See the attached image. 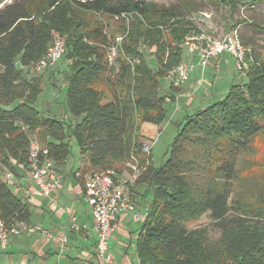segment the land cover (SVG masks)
<instances>
[{"label":"trees","instance_id":"obj_1","mask_svg":"<svg viewBox=\"0 0 264 264\" xmlns=\"http://www.w3.org/2000/svg\"><path fill=\"white\" fill-rule=\"evenodd\" d=\"M214 1L232 12L243 2ZM122 13L128 24L114 19ZM56 32L68 34L59 118L40 109L44 86L26 76ZM192 32L200 30L179 10L145 0H14L6 5L0 10V174L17 173L13 161L27 162L33 137L58 166L66 165L76 146L82 175H123L136 164L141 171L136 184L152 189L138 241L139 264H264V182L255 185L250 174L258 163L255 143L264 141L261 61L249 53L245 83L178 123L163 166L154 167L144 152L142 125L160 126L167 119L161 80L183 60L181 44ZM119 33L124 39L110 66L108 48ZM147 50L157 60L155 70ZM206 216L209 227L190 228ZM30 217L29 206L0 177V219L11 227ZM210 228L219 234L216 239Z\"/></svg>","mask_w":264,"mask_h":264},{"label":"crops","instance_id":"obj_2","mask_svg":"<svg viewBox=\"0 0 264 264\" xmlns=\"http://www.w3.org/2000/svg\"><path fill=\"white\" fill-rule=\"evenodd\" d=\"M188 58L190 59L184 52L183 59ZM246 81L247 75L236 71L234 59L227 54L213 59L205 70L196 68L183 87L174 89L171 85L176 92L174 96H179L171 97L172 102L179 104L180 109L181 101H184L183 107L186 109L181 112L178 123L185 116L204 110L219 98H223L225 92L234 85ZM166 101H169L168 98ZM178 113L179 110L175 117ZM145 127L146 124L142 125L144 145L145 142L151 144L148 146L146 144L145 147H151L149 155L152 156L157 138L151 139V134ZM157 128L160 132L161 128L159 126ZM79 157L78 151L72 161L70 157L68 158L64 166H58L54 162L62 174V182L53 193L57 204L49 201L32 183L30 174L26 171V163L18 164L17 161H13L17 173L12 172L13 178L9 180V184L16 195L29 206L31 212L29 223L41 226L57 237L65 234L67 244L62 249L58 239L50 240L40 234L24 231L18 236H13L7 247L0 245V264H100L94 230L96 222L86 199L84 180L77 176ZM116 176L118 182L126 183L135 205V212L120 216L110 242V253L114 260L112 264H139L138 241L151 206L152 189L147 185L136 184L139 174ZM0 177L4 178V174H0ZM135 213L141 216L135 219ZM71 217L75 218L78 228H69Z\"/></svg>","mask_w":264,"mask_h":264},{"label":"built area","instance_id":"obj_3","mask_svg":"<svg viewBox=\"0 0 264 264\" xmlns=\"http://www.w3.org/2000/svg\"><path fill=\"white\" fill-rule=\"evenodd\" d=\"M203 18L210 19L208 13L202 14ZM116 21L129 22L128 15L122 13L115 15ZM123 35L117 34L108 48L107 59L110 66L114 65L121 44ZM181 48L190 59H183L181 63L172 70L168 79L174 88H181L190 80L192 72L196 68L205 70L209 63L224 54L234 59L236 71L240 74H246L250 70V64L247 56L250 53L248 48L243 44L239 28L225 34L221 38L214 37L203 31L192 32L182 42ZM67 54V40H56L47 50L40 62L34 65L38 70H48L58 66ZM145 153L149 154L151 147L144 148ZM130 165V168L137 170V167ZM26 171L30 174L32 183L39 188L42 194L53 204H57L54 197V191L62 182V174L57 169L54 161L49 158V150L44 147L37 138L30 140L29 154L26 162ZM77 176L84 180L86 199L90 207L91 214L95 220V233L97 236V254L100 264H112L113 257L110 253V242L117 229L120 216L126 213H134L135 205L132 197L128 193L125 182L115 180L113 171H96L86 175L77 172ZM13 173L4 172V179L11 180ZM141 214L135 213V219ZM70 229L78 228L74 217H71L68 224ZM27 231L32 234H40L43 237L53 240L58 239L62 249L67 244V236H55L49 230L41 226H33L29 222L20 221L9 227L0 219V245L7 247L13 236H18Z\"/></svg>","mask_w":264,"mask_h":264},{"label":"rangeland","instance_id":"obj_4","mask_svg":"<svg viewBox=\"0 0 264 264\" xmlns=\"http://www.w3.org/2000/svg\"><path fill=\"white\" fill-rule=\"evenodd\" d=\"M14 0L0 1V10L4 9L6 5L12 3ZM87 1V0H80ZM148 2L156 3L157 5L176 8L179 12L186 18L193 21L195 26L201 28L200 31L208 33L214 37L221 38L225 34L239 28V33L241 38L252 54L253 61H261L264 64V0L260 3L254 4L253 0H243L242 4L237 10L232 12L229 7L225 4L215 2L214 0H145ZM208 13L211 15L210 19L203 18L202 14ZM109 20L108 18H106ZM120 34V33H119ZM117 35V34H116ZM58 39L68 40V34L54 33L53 40L49 47ZM146 55L149 57V66L155 70L158 68L157 60L150 58L149 51L147 50ZM66 56V55H65ZM66 59V58H65ZM64 60V59H63ZM61 61L57 67L50 68L48 70H38L34 66L28 71L26 76L35 79L38 78L43 87V92L39 98V107L53 117H62L64 112L63 107V97L65 92L66 77L67 72V61ZM54 69H56L54 71ZM54 71V72H53ZM250 71V70H249ZM248 71V72H249ZM247 74V73H246ZM188 83V82H187ZM230 89L223 95L224 99ZM175 91L171 87V81L168 78L161 80L160 95L168 98L166 101L165 110L167 119L160 124V132H158V126L153 123H147L145 130L151 134V139H156L155 147L152 152V164L154 167L158 168L163 166L170 157L171 147L175 141L178 133V121L180 120V115L183 110H186L183 105L184 101H181V107L179 109V104L172 102L171 97H179L175 95ZM214 103V102H213ZM212 103V104H213ZM211 104V105H212ZM209 107V106H208ZM206 109V108H205ZM179 110L178 116L175 117V113ZM153 137V138H152ZM38 140V139H37ZM43 146L44 144L40 142ZM147 144V145H146ZM145 145H151L149 142H145ZM45 147V146H44ZM78 154V148L75 146L72 148V154L70 156V161ZM145 152V151H144ZM254 153L257 161V166L255 167V172L250 174H255L258 183L264 182V141L257 139L255 143ZM78 156V155H77ZM137 170L133 168H128L123 174H140V168L135 164ZM133 166V167H134ZM244 166H249L248 163L244 162ZM115 180L118 179L115 177ZM252 182L248 183L251 186ZM129 187V186H128ZM133 202V200H132ZM134 204V202H133ZM207 226L211 225V220L209 217H204L197 224L192 225L190 228L194 229L197 226ZM211 239H216L219 234L215 233L210 228Z\"/></svg>","mask_w":264,"mask_h":264}]
</instances>
